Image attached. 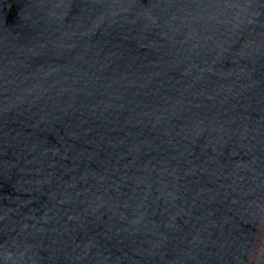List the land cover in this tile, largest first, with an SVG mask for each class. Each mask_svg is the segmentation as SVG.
<instances>
[{"label": "water", "instance_id": "water-1", "mask_svg": "<svg viewBox=\"0 0 264 264\" xmlns=\"http://www.w3.org/2000/svg\"><path fill=\"white\" fill-rule=\"evenodd\" d=\"M0 264H264V0H0Z\"/></svg>", "mask_w": 264, "mask_h": 264}]
</instances>
